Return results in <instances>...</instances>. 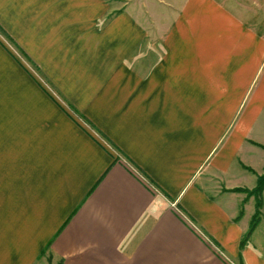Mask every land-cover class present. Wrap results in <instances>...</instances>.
Returning <instances> with one entry per match:
<instances>
[{
    "label": "crops",
    "instance_id": "0c3cea01",
    "mask_svg": "<svg viewBox=\"0 0 264 264\" xmlns=\"http://www.w3.org/2000/svg\"><path fill=\"white\" fill-rule=\"evenodd\" d=\"M259 165L264 0H0V264H264Z\"/></svg>",
    "mask_w": 264,
    "mask_h": 264
},
{
    "label": "trees",
    "instance_id": "16d2710c",
    "mask_svg": "<svg viewBox=\"0 0 264 264\" xmlns=\"http://www.w3.org/2000/svg\"><path fill=\"white\" fill-rule=\"evenodd\" d=\"M87 123L89 125H91V127H95L93 126V124L86 120ZM249 170H252V168L248 167ZM227 191H232V192H242V193H246L247 194V198L250 197H255V213L252 216L250 225L248 230L244 233L242 240H241V244H240V248L243 250L246 246V244L248 243V241L251 238V235L253 234L254 230L256 229V227L258 226V224L260 223L261 220V214H262V207H263V193H264V171L258 175L257 178V183L253 188H248V187H243V186H237L234 188H230V189H226ZM244 207V206H243ZM244 214V208L241 209L237 219H239L242 215ZM217 249L218 253H221L220 250H218V246H215Z\"/></svg>",
    "mask_w": 264,
    "mask_h": 264
},
{
    "label": "rangeland",
    "instance_id": "374dc122",
    "mask_svg": "<svg viewBox=\"0 0 264 264\" xmlns=\"http://www.w3.org/2000/svg\"><path fill=\"white\" fill-rule=\"evenodd\" d=\"M13 51H15L16 54L20 55L19 52H18V50L16 49L15 46H13ZM94 133H95L97 136L101 137L100 134H98V133H96V132H94ZM261 167H264V165H263V166H261V165L258 166L259 169H261ZM242 180H243V178H241V180L239 181V183H240L239 186L241 185V181H242ZM250 183H251V182H247L245 186H246V187H249V184H250ZM155 190H156V189H155ZM263 205H264V198H263ZM243 206H244V204H243ZM261 235H264V232H262ZM236 262L238 263V259H236Z\"/></svg>",
    "mask_w": 264,
    "mask_h": 264
}]
</instances>
